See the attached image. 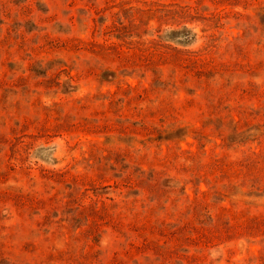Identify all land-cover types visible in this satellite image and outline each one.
Here are the masks:
<instances>
[{
    "label": "rangeland",
    "instance_id": "1",
    "mask_svg": "<svg viewBox=\"0 0 264 264\" xmlns=\"http://www.w3.org/2000/svg\"><path fill=\"white\" fill-rule=\"evenodd\" d=\"M144 52L233 70L124 65ZM261 61L264 0H0V264L255 263L261 237L187 212L202 163L264 151V100L232 92L262 89ZM209 202L264 213V195Z\"/></svg>",
    "mask_w": 264,
    "mask_h": 264
},
{
    "label": "trees",
    "instance_id": "2",
    "mask_svg": "<svg viewBox=\"0 0 264 264\" xmlns=\"http://www.w3.org/2000/svg\"><path fill=\"white\" fill-rule=\"evenodd\" d=\"M248 43L246 46H249ZM149 49H144L148 51ZM155 52L143 53L138 59H126L124 65L131 66L135 65V62L141 61L140 66L137 67H154L158 69L160 63L156 60L164 61L165 63H171L174 68H185L188 65H193L197 67L195 70H186V74H191L195 72V76L202 79L205 73L208 71L215 72L218 74H225L233 69L230 65L225 63H217L215 60H202L197 58V55H191L186 57V55H176L171 60H167V56L160 54H154ZM248 56V54H245ZM158 57V58H157ZM165 57V58H164ZM188 60L191 63H188ZM200 64L201 66H199ZM235 64H238L236 62ZM240 66H244L243 63H239ZM136 66V65H135ZM249 70H260L263 69V61L256 65H250ZM205 81V88L208 95L212 96V88L210 84ZM255 92L252 88L245 87L240 90L232 91L236 95L238 101L244 99L255 98L260 102L264 100V86H261ZM231 94V93H230ZM225 102V96L219 97V105L213 100L211 107H220V105ZM240 104L236 106L227 105L225 108L229 112L227 115L228 121L231 126H233L232 134L236 135L237 139H244L248 130L242 129L240 127V120H235V117L231 114L233 109H238ZM248 113L247 111H245ZM251 113V112H250ZM212 114V113H211ZM157 130V129H156ZM160 130V129H158ZM199 179L203 180L208 189L201 191L203 194L201 198H197L191 205H189L187 214L196 215L198 214V209L201 211L210 212V208L213 204L215 207L216 217L209 216L212 221L218 220L223 226H220V230L225 232H236L239 234H248L250 237H261L264 242V213L253 212L250 207L240 208L237 204H232L230 206L223 205L221 203L215 202L210 203L209 199L211 197L219 198L220 196H246V197H256L264 195V151L259 152L253 151L242 158L231 159L228 156H212L210 159L201 164L200 169L195 174ZM195 220L188 219L186 223V230L190 233H196L198 238L188 237L191 240L197 241V243H203L207 246L206 241L208 231L211 232L209 228H204V226H198L195 224ZM199 223H206L199 221ZM253 264H264V250L258 257L257 261Z\"/></svg>",
    "mask_w": 264,
    "mask_h": 264
}]
</instances>
